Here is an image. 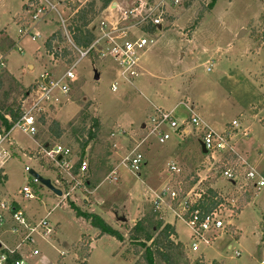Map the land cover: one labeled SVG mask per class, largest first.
Here are the masks:
<instances>
[{"label":"rangeland","instance_id":"374dc122","mask_svg":"<svg viewBox=\"0 0 264 264\" xmlns=\"http://www.w3.org/2000/svg\"><path fill=\"white\" fill-rule=\"evenodd\" d=\"M48 1L51 10L46 19L33 22L30 9L23 10L27 0H0L2 114L29 101L28 89L41 73L60 76L80 57L73 52L77 59L71 65L66 59L56 60L45 52L44 42L62 28L66 40L61 49L69 45L67 24L73 8L91 0ZM137 1L113 0L99 12L94 25L99 26L103 20L124 23L122 11ZM165 1L169 8L163 15L162 30L153 35L139 29L133 33L153 42L139 51L140 75L132 83L119 76L112 59L92 52L77 62V79L64 80L69 91L54 90L38 132L31 134L14 127L11 143L3 145L7 158L2 170L7 180L0 184V200L16 201L28 218L36 221L51 212L48 221L55 230L45 237L34 236L40 253L28 256L31 264H134L142 250L130 242L128 230L140 219L149 227L158 221L174 225V239L179 246L165 264L172 260L180 264H261L264 260V187L253 189L243 179L242 160L231 159L240 173L239 184L232 185L223 176L229 167L226 155L204 153L198 129L190 127L187 134L184 129L174 133L178 130L167 124L165 130L171 136L164 143L158 141L157 134H149L155 107H177L175 117L180 123L189 118L187 106L194 107L217 130L237 119L240 127L233 137L234 147L264 176V0H216L212 9L207 8L212 0H179L177 4ZM62 19L66 20V28ZM96 74L99 79H95ZM115 82L117 91L111 88ZM53 120L64 129L60 138L47 129ZM95 120L99 122L97 127ZM89 128H93V134L92 130L84 132ZM142 136H147L150 143L144 157L148 164L137 173L123 161ZM45 144L70 147L74 165L79 159L88 163L86 174L78 177L82 180L79 187L71 190L75 183L45 156ZM179 153L188 155L193 172L169 173L166 164L176 161ZM26 166L50 179L54 186L58 179L63 195L33 184ZM170 175L173 183L191 192L193 199L203 197L213 187L236 210L222 209L226 227L209 245L201 243L197 251L190 248V230L183 220L166 213V206L158 211L153 208L154 192L168 184ZM26 184L33 187L35 198L26 199L20 193ZM67 191L71 195L64 199ZM70 202L99 214L124 234V240L109 235L98 237V230L76 216ZM83 234L92 242L89 250L78 243ZM1 239L12 244L9 234L2 233ZM24 251L27 253L29 248L25 246ZM87 252L90 255L85 259Z\"/></svg>","mask_w":264,"mask_h":264},{"label":"built area","instance_id":"2783aa9c","mask_svg":"<svg viewBox=\"0 0 264 264\" xmlns=\"http://www.w3.org/2000/svg\"><path fill=\"white\" fill-rule=\"evenodd\" d=\"M36 6L31 12V20H45L51 9L48 8V0ZM179 0H174L173 4H177ZM50 4V3H49ZM51 8H55L51 5ZM168 5L165 0L153 2L147 0H139L129 9L122 11V21L108 22L101 21L99 26H95L96 38L93 43L86 49H80L74 46L75 50L80 55L78 61L72 64L62 75L51 76L49 73L43 72L39 79L34 83L33 90L30 93L29 101H24L20 106L22 115L15 125L6 130H0V169H2L5 159L7 158V150L3 148L5 143L9 141L11 131L14 127L23 129L24 132L36 134L38 125L45 118V108L51 99V95L56 89H60L63 93L69 91L68 83H63L64 80L75 81L77 79L74 68L79 60L85 58L90 53L95 52L100 58L112 59L119 68V76L129 82L140 75L139 72V51L146 46L149 40L146 36L136 37L133 33L136 29L144 32L145 35L150 34L144 30L145 26H161L164 23V14L168 10ZM62 25L66 28V20L62 19ZM162 30V28L160 29ZM32 39H35L33 36ZM4 67V58L0 59V70ZM113 91L118 90V83L115 82L111 86ZM167 124L174 130L193 127L199 130L201 143L204 144L207 152H220L226 155L227 165L223 171V176L232 184H239V171L234 166L232 161L234 157L242 160L245 170L243 179L254 189L264 187V176L259 170L253 167L250 163L243 160L236 151L233 143L235 132L240 127L237 119H234L230 124L222 130H217L208 124L199 114L190 109L188 119L181 123L175 117L174 111H168L160 107H155L154 114L151 117V129L149 134H157L158 141L164 143L171 134L165 130ZM243 135H248L243 131ZM43 153L48 157L54 165L65 173L71 182H74L71 190L79 187L82 180L72 172L74 164L72 163V149L60 144L43 146ZM232 159V160H231ZM123 163L130 171L140 173L144 165V154L140 151L139 145L135 147L128 156L125 157ZM88 169V163L83 160L80 164V176L83 177ZM167 170L170 174H180L181 168L174 162L167 164ZM25 171H31L29 166L25 167ZM79 176V177H80ZM33 184H41L38 178L32 175ZM115 179V178H114ZM42 185V184H41ZM20 193L26 199L35 198L33 187L26 184ZM197 194V193H196ZM195 194V195H196ZM71 195V191H67L64 199ZM193 199L190 191H186L176 183L168 182L158 192H154L152 205L155 211H158L162 206H166L176 218L183 220L190 230L191 246L194 251L199 249L201 243L209 245L211 241L219 234L226 226L222 216V210L218 209L211 213H204L195 205L198 200ZM48 212L45 218L36 221L30 219L16 201L0 200V264H31L28 257L25 255L24 248H29L30 256H36L40 253L35 247L34 236L41 235L42 237L51 235L54 232V226L48 221ZM9 234L11 236L8 244L1 239V234ZM239 255V252H236ZM264 264V260L261 261Z\"/></svg>","mask_w":264,"mask_h":264},{"label":"trees","instance_id":"16d2710c","mask_svg":"<svg viewBox=\"0 0 264 264\" xmlns=\"http://www.w3.org/2000/svg\"><path fill=\"white\" fill-rule=\"evenodd\" d=\"M216 0H212L211 3L207 6L208 9H212ZM113 0H91L84 4L83 6L75 5L73 14L68 19L67 31L70 36L71 42L61 49L62 44L65 42V35L62 28L52 32L46 41L44 42L45 52L53 57L54 59H63L68 62L70 65L77 59L78 54L74 46L80 49L88 48L96 38L94 21L99 14V12L106 10ZM98 3H100L97 8ZM40 4V0H27L23 4V10L30 9L34 10L36 6ZM30 12V15H31ZM31 20V17H30ZM29 24V23H26ZM163 28V27H162ZM144 30H147L150 34H155L160 31V29L155 26H145ZM77 57H75L74 53ZM68 58V59H67ZM34 84H32L28 92L33 90ZM1 88V82H0ZM29 93H25L24 96H27ZM22 115L20 106L16 109L10 108L8 113L2 114L0 112V130L5 128L10 130L15 123L20 119ZM43 121V120H42ZM94 127L99 125L97 120L93 121ZM49 133L55 138H60L63 133V128L57 120L51 121L48 126ZM89 130V131H88ZM92 130V131H91ZM94 133L92 129H84V132ZM83 148L85 145L83 141L81 143ZM83 159H79L74 165L72 172L77 177L80 176L79 167ZM7 180V176L4 175L3 170L0 169V184L4 183ZM88 182V181H87ZM254 189V188H253ZM206 195H203L202 198L198 200V203L195 205L200 208L204 213H211L218 209H223L224 207L232 209L236 213L235 208L229 204L225 197L220 194L218 189L210 187ZM250 197H247L249 200ZM71 208L74 210L76 216L82 217L90 222V224L98 230L97 236L109 235L116 238L118 241L124 240V234L111 226L103 217L99 214L83 210L80 206L76 205L73 202L69 203ZM222 210V214H223ZM177 233L175 227L171 223H165L163 221H158L153 227H149L143 220H139L128 230V239L132 244H134L138 249L142 250L140 257L135 261L134 264H165L169 254L172 251L178 249V243L175 241ZM88 235L83 234L81 239L78 241L82 247L89 250L90 244L92 242L87 241ZM90 252H87L86 257H89ZM86 264V263H84ZM167 264H180L175 260L169 261Z\"/></svg>","mask_w":264,"mask_h":264},{"label":"crops","instance_id":"0c3cea01","mask_svg":"<svg viewBox=\"0 0 264 264\" xmlns=\"http://www.w3.org/2000/svg\"><path fill=\"white\" fill-rule=\"evenodd\" d=\"M187 43V42H186ZM100 76V75H99ZM99 79V78H98ZM161 108V107H160ZM177 108V107H176ZM176 108H173V109H171V110H168V111H174V113H176ZM163 109V108H162ZM190 109L191 110H193L195 113H197V114H199L201 117H202V115L199 113V112H197L196 110H195V108L194 107H192V108H190V107H188L187 106V110L189 111V113H190ZM165 110H167V109H165ZM203 118V117H202ZM204 119V118H203ZM185 120V119H184ZM205 120V119H204ZM183 121V120H182ZM208 124H210L207 120H205ZM230 121V120H229ZM226 122H228V121H226ZM212 127H214L212 124H210ZM225 123H224V126H223V128L222 129H224L225 128ZM143 127V129H146V126L145 125H143L142 126ZM227 127V126H226ZM190 128V127H189ZM189 128H185L184 129V133L185 134H187V133H189V131H190V129ZM178 132H182V129H179L178 131H176V132H174V133H178ZM148 140V138H147V136H142V137H140V139H136L135 140V142H134V148L135 147H137L138 145H139V149H140V151L144 154V157H146V151H147V149L150 147V143H149V140ZM199 142H200V145H201V141H200V139H199ZM202 148V147H201ZM203 150V149H202ZM204 152V151H203ZM205 153V152H204ZM242 157V159L243 160H245L244 158H243V156H241ZM246 161V160H245ZM169 162H174L176 165H178L180 168H181V170H182V172H185V171H194L192 168H189V166H190V163H189V160H188V155L186 154V153H179L178 155H177V158H176V161L175 160H171V161H169ZM169 162H167V164L169 163ZM144 166H147V164H148V161H145L144 162ZM167 164H166V166H167ZM4 165V164H3ZM2 169H3V167H2ZM181 172V173H182ZM172 175H170V179L168 180V182H172L173 183V181H172ZM64 178V177H63ZM62 178V179H63ZM64 180V179H63ZM56 187L57 188H61L60 187V185H59V180L57 179L56 180ZM167 211V210H166ZM166 213H168V214H173L172 212L170 213L169 212V210L166 212ZM167 214V215H168ZM167 223H170V222H168L167 221ZM172 224V223H171ZM173 225V224H172ZM174 226V225H173ZM176 230V229H175ZM98 233V232H97ZM177 233V232H176ZM229 247H231V246H229ZM37 248V247H36ZM25 255L28 257L30 254H29V251L27 252V253H25ZM87 264V263H86Z\"/></svg>","mask_w":264,"mask_h":264},{"label":"water","instance_id":"95a60500","mask_svg":"<svg viewBox=\"0 0 264 264\" xmlns=\"http://www.w3.org/2000/svg\"><path fill=\"white\" fill-rule=\"evenodd\" d=\"M158 28L161 29L162 27L159 26ZM98 78H99V75L96 74V75H95V79H98ZM201 147H202L203 151L206 153L207 150L205 149L203 143H201ZM30 173H31L33 176H35L36 178H38L39 181L41 182V184H42L43 186L47 187L48 189H50L53 193H55V194L58 195V196H62V195H63L62 190L59 189V188H57L56 186H54V185L52 184V182H51L50 179H47V178H44V177L40 176L38 173H36V172L33 171V170H31Z\"/></svg>","mask_w":264,"mask_h":264}]
</instances>
